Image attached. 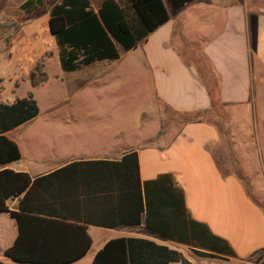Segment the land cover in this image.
Masks as SVG:
<instances>
[{
	"label": "crops",
	"instance_id": "crops-1",
	"mask_svg": "<svg viewBox=\"0 0 264 264\" xmlns=\"http://www.w3.org/2000/svg\"><path fill=\"white\" fill-rule=\"evenodd\" d=\"M102 1L89 0L91 9L97 12ZM162 2L168 20L135 49L126 52L118 46V59L95 61L73 72L60 69L61 75H74L77 81L78 88L71 92L85 86L109 87L113 81L119 83L128 77L125 69L136 68L159 105L155 108L157 113L161 106L177 114L196 115L206 114L217 102L227 108L262 103L264 0H193L180 9H174L170 0ZM48 18L49 11L47 27ZM29 20V25L23 23V31L38 25L37 19ZM136 51L138 55L125 61L126 54ZM91 111L97 113L96 109ZM95 116L81 119L74 115L71 119L52 121L73 131L64 134L69 141L64 139L59 151L37 160L25 158L16 134L30 121L6 132V138L17 145L20 158L0 164V172L26 174L33 180L73 163L116 162L136 152L140 181L170 174L183 190L190 220L204 224L211 235L227 243L232 254L192 248L167 239L146 228L145 214L141 215L140 224L99 226L89 221L101 219L111 223L116 216L106 218L103 214L115 213V209L98 201L81 205L60 198L55 204L49 200L48 206L57 212L71 209L72 219L47 218L40 230V254L76 256L87 246L83 257L70 264H91L106 243L124 239L134 241L128 251L134 263L145 262L148 257V264H264V211L246 194L239 179L221 174L209 149L219 141L213 124L198 119L183 123L173 132L162 129L158 116L155 130L131 138L122 122L99 121ZM140 123L137 120L135 124ZM106 184L107 181H101L100 188ZM11 186L10 182L4 183L5 188ZM21 198L22 195L8 198L6 207L18 211ZM17 234L16 221L1 213L0 262L17 264L5 254ZM195 250L205 254H196Z\"/></svg>",
	"mask_w": 264,
	"mask_h": 264
},
{
	"label": "trees",
	"instance_id": "trees-1",
	"mask_svg": "<svg viewBox=\"0 0 264 264\" xmlns=\"http://www.w3.org/2000/svg\"><path fill=\"white\" fill-rule=\"evenodd\" d=\"M191 1L170 0L174 9ZM36 5H42V0H26L21 9L30 12ZM168 18L162 0H103L97 12L91 9L89 0H58L49 9L48 31L57 48L60 69L73 72L95 61L118 59V46L126 52L135 49ZM38 114L39 108L31 93L11 104H0V164L20 158L17 145L5 133ZM103 180L107 186L100 188ZM109 180H114V184ZM7 182L12 185L9 189L4 187ZM20 195L18 211H10L5 201ZM59 198L81 205L98 201L115 209V213L103 214L106 218L116 216L111 223L101 219L89 221L99 226L140 224L141 215L145 214L146 228L167 239L192 248L232 254L225 241L211 235L204 224L190 220L183 190L170 174L140 181L137 153L131 152L120 161L73 163L33 180L26 174L0 172V214L7 213L18 227L17 237L5 253L8 258L17 264H70L83 257L87 246L76 256L40 254V230L47 218L72 219L71 209L57 212L48 206L57 203ZM133 243L111 240L96 253L91 264H148V257L145 262L134 263V257L128 254Z\"/></svg>",
	"mask_w": 264,
	"mask_h": 264
},
{
	"label": "rangeland",
	"instance_id": "rangeland-1",
	"mask_svg": "<svg viewBox=\"0 0 264 264\" xmlns=\"http://www.w3.org/2000/svg\"><path fill=\"white\" fill-rule=\"evenodd\" d=\"M25 1L0 0V104H11L31 93L39 108L37 117L16 133L25 158L37 160L59 151L69 141L64 134L73 130L66 131L52 121L74 115L122 122L131 138L155 130L158 116L162 129L173 132L189 120L203 119L219 133V141L209 149L221 174L239 179L246 194L264 211V96L262 103L238 108L222 107L217 102L197 117L177 114L164 106L157 113L159 105L136 68L125 69L128 77L119 83L113 81L109 87L85 86L72 93L78 88L77 81L74 75H61L57 48L46 23L51 4L58 0H42V5L30 12L21 9ZM29 19H37L38 25L23 31L22 25H29ZM134 55L138 52L126 54L125 61ZM91 109L97 113L91 114ZM137 120L141 123L136 126Z\"/></svg>",
	"mask_w": 264,
	"mask_h": 264
}]
</instances>
